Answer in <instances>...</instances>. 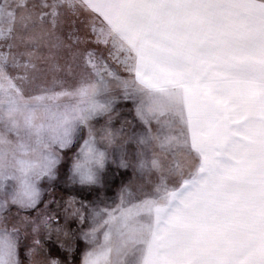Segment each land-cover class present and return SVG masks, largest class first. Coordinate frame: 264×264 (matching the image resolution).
<instances>
[{"label":"snow or ice","instance_id":"1","mask_svg":"<svg viewBox=\"0 0 264 264\" xmlns=\"http://www.w3.org/2000/svg\"><path fill=\"white\" fill-rule=\"evenodd\" d=\"M0 264H264V0H0Z\"/></svg>","mask_w":264,"mask_h":264}]
</instances>
